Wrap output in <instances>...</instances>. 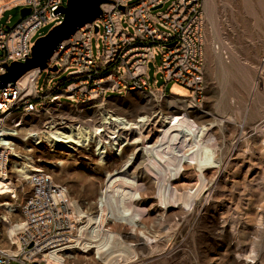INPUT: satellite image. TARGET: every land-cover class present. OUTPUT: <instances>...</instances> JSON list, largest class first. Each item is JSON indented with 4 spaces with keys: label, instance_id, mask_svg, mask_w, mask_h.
Wrapping results in <instances>:
<instances>
[{
    "label": "rangeland",
    "instance_id": "obj_1",
    "mask_svg": "<svg viewBox=\"0 0 264 264\" xmlns=\"http://www.w3.org/2000/svg\"><path fill=\"white\" fill-rule=\"evenodd\" d=\"M142 1L131 0L128 5ZM177 1L168 0L152 14L166 13ZM67 2L64 0L65 5ZM21 10V7L7 10L0 28L8 32V28L20 21ZM204 13V30L208 18L213 25L215 54L223 56L225 61L214 58V67L206 75L205 99L198 106L190 100L188 104L170 103L169 107L167 100L147 102L141 94L125 96V93L107 92L105 99H112L100 109L82 111L65 107L52 116L34 117L31 126L26 127L43 129L48 121L61 122V119L93 125L99 113L108 110L131 121L141 116L152 119L143 130L142 140L137 141L132 134V141L120 155L110 148L102 155L94 144L53 148L46 143L37 145L33 139L23 141L16 137V153L32 158L36 168L51 175L66 189L78 230L88 224L89 218L100 215L108 176L120 171L139 148L126 177L130 180L137 177V184L124 185L120 192L125 196L122 199L115 194L116 201L110 197L112 190H108L115 215L118 208L124 211L126 206L139 227L132 229L121 221L109 220L96 234L93 230L98 224L92 223L83 234L77 231V235L92 246L102 244L100 255L96 254V249L80 248L65 254L64 264H264V0H204ZM61 20L62 17L57 21ZM55 26L49 23L38 29L31 40V48ZM121 26L128 33H135L124 18ZM158 29L161 33L170 32L160 25ZM103 38L102 28L92 39L96 60L103 55ZM2 54L0 51V57ZM74 71L73 67L66 70L61 67L58 74H53L44 69L36 81L37 92L52 91ZM147 75L150 89L186 99L191 95L184 86L167 83L162 51L158 47L154 49V59L148 62ZM61 101L75 105L66 99ZM191 102L195 109H189L190 115L198 125L208 127L204 141L214 148L219 167L206 169L202 174L194 163L186 162L178 176L164 182L163 177L156 174L157 170L160 173L164 169L149 163L150 147H157L162 135L160 116L162 113L183 116ZM22 162L19 160L8 176L17 197L14 199L8 193L0 199V204H10L0 207L2 249L12 250L9 230L23 221L19 210L12 211L30 190L29 178L23 176L17 166ZM164 183L169 184V190L161 187ZM191 194L196 197L188 207L182 202L167 207L162 204L164 199L182 201ZM122 200H125L123 204ZM48 264L58 263L49 261Z\"/></svg>",
    "mask_w": 264,
    "mask_h": 264
},
{
    "label": "built area",
    "instance_id": "obj_2",
    "mask_svg": "<svg viewBox=\"0 0 264 264\" xmlns=\"http://www.w3.org/2000/svg\"><path fill=\"white\" fill-rule=\"evenodd\" d=\"M131 0H107L102 16L81 28L65 41L48 62V68L58 72L75 68L69 78L52 91L39 94L36 81L42 70L32 76L34 89L27 92L19 82L0 90V172L7 176L19 161L16 156V136L12 132L26 128L38 116H52L65 107L82 111L97 110L106 102L107 92L146 94L156 103L169 97L165 92L149 87L147 65L154 59V49L162 51V68L167 83L175 82L190 90L189 99L198 106L205 99V13L204 0H178L160 16L152 14L168 0H143L129 6ZM28 8L30 13L8 32L0 28V76L7 73L13 62L24 63L31 58L32 38L38 29L63 20L56 12L66 7L64 0H0V21L7 10ZM121 8H124L122 10ZM135 30L132 35L123 30L121 19ZM63 19V18H62ZM158 25L168 29L161 33ZM104 29V51L97 60L93 56L92 39ZM98 29V32H96ZM174 47H169L173 43ZM51 72V71H50ZM52 73V72H51ZM58 74V73H53ZM177 98H182L175 96ZM62 99L73 104L62 103ZM13 135V136H12ZM19 210L23 221L19 240L21 254L13 256L0 247V264H45L51 254L71 243L77 236L78 222L66 189L43 170L34 172L28 180ZM10 248L17 245L9 241Z\"/></svg>",
    "mask_w": 264,
    "mask_h": 264
},
{
    "label": "bare ground",
    "instance_id": "obj_3",
    "mask_svg": "<svg viewBox=\"0 0 264 264\" xmlns=\"http://www.w3.org/2000/svg\"><path fill=\"white\" fill-rule=\"evenodd\" d=\"M37 73L38 69L32 70L18 81L19 84L23 86L27 92H30L32 89H34V82L32 81V76L36 75ZM141 95L143 99L145 98L147 100V102L153 100L150 96L146 94ZM166 102H169L170 107V103L174 102L188 104V102H190V99L177 98L175 96H172L169 97ZM189 109H195V107L192 105V102L189 103V108L186 110V113L183 116L164 115L163 113H160L161 116L159 122L162 123V135L160 140L158 141V146L156 147L155 145H153L150 147L151 157L149 158V163L153 164L154 167H160L164 169L162 171L163 173L160 172L161 169L159 170V172L162 174L158 173V170L156 173L163 177L161 180L164 182L170 180L175 176H178L181 173L183 164L186 162L194 163L196 165V169L198 168L199 173H202L206 169L219 167V161L216 159L215 151L213 150L214 148L209 145L210 143L207 144L204 141L208 134V127L206 125H198L192 119L190 115L191 111ZM60 121L61 122H56L54 120L48 122L46 121L47 123L43 129L32 127L31 129L23 128L18 132H12V134L17 138H21L23 141L33 139L34 143L37 145L41 143H46L54 148L58 145L67 147H70L71 145H76L80 147L94 144L97 150L102 155H105L107 148H110L117 155H120L123 148L129 145L132 141V134L136 136L135 138L137 141L142 140L141 136L143 134V130L149 126V124L152 122V119L147 116H141L137 120L131 121L124 116L117 115L108 110L100 112L98 119L95 121L96 123L94 122L93 125L82 123L79 124L76 122L71 123L67 122L68 120L65 121L62 119ZM138 149L139 148H137V150ZM147 149L148 148H146V150ZM137 150H135V152L132 154L130 159H128V161L123 165L120 171L117 170L114 174H110L108 176L107 189L104 193V196L102 197L100 204V215L98 214V216L96 217L89 218L88 224L79 228V234H83L84 229L87 226L89 227L90 225H92V223L98 224V226L93 230L94 233L97 234L99 232V227L101 225H106L109 220H115L119 222L121 221L125 225L127 224V226H131L132 229H136L139 227V224L136 222V219L131 215V209H128L126 206L123 208L124 211H120L118 208L116 212L118 216L117 217L114 213V210H112V207H110L111 199L108 198L109 189H111L113 192V195L110 197L116 201L117 197L115 198V194L122 197V199L124 198L125 195L120 192L124 185H128V183H130L131 185L137 184V177L132 178L131 180L129 178H126L129 174L128 170L135 159V154L137 153ZM16 156L20 161H23L22 163H19L17 165L20 168H18L19 172H21L23 176L30 178L32 173L39 172L41 170L34 166L32 158L22 156L20 154H16ZM117 183L120 184L118 185ZM168 185H161V187L166 189L168 188ZM200 188L201 187H199L198 189ZM8 193L12 194V198L14 199L17 197V192L13 188L9 177L5 173L0 172V199L1 196H4ZM165 194L166 191L164 192L163 197H165ZM191 195L192 196L190 197H185L186 199L184 198L185 200L182 201H180L178 198H175L173 201L164 199L162 201V204L167 207L170 206L171 203H174L176 205V203L182 202V205L184 204L188 207L192 204L194 197H196L193 194ZM123 201L125 200H122V204L124 203ZM4 206H10V204H0V207ZM21 229V225H14L9 230V237L13 241L12 243L18 246V248H16L15 250H9V253L13 256H19L21 254L20 240L18 236ZM81 237L82 236L79 235L78 237L77 235L71 243L63 246L55 253L47 257L44 263L48 264L49 261H54L58 264H64V255L80 248L81 250L83 249L85 251L96 249V254L99 253L100 255V252L102 250V244H95V246H92L89 241L86 242L82 239L83 237ZM103 245H105L104 242Z\"/></svg>",
    "mask_w": 264,
    "mask_h": 264
},
{
    "label": "water",
    "instance_id": "obj_4",
    "mask_svg": "<svg viewBox=\"0 0 264 264\" xmlns=\"http://www.w3.org/2000/svg\"><path fill=\"white\" fill-rule=\"evenodd\" d=\"M107 0H68L66 7H61L56 13L61 16L63 22L56 25L53 30L44 37L39 38L32 47L31 58L26 62H13L7 66V73L0 76V90L9 85L15 86L18 81L28 72L41 69H48L52 73H58V67L48 68V62L54 56L62 43L72 38L81 28L94 23L102 16V5ZM158 6L155 10L162 8ZM124 10V8H121ZM30 13V9L21 10L20 21ZM19 21V22H20ZM98 32V29H96ZM177 43L169 45L174 47Z\"/></svg>",
    "mask_w": 264,
    "mask_h": 264
},
{
    "label": "crops",
    "instance_id": "obj_5",
    "mask_svg": "<svg viewBox=\"0 0 264 264\" xmlns=\"http://www.w3.org/2000/svg\"><path fill=\"white\" fill-rule=\"evenodd\" d=\"M207 29L205 31L206 45H205V78L210 73V69L214 67V58L223 61V56H218L214 51V40H213V25L212 22L207 18ZM223 52L226 53L225 50ZM225 61V60H224Z\"/></svg>",
    "mask_w": 264,
    "mask_h": 264
}]
</instances>
